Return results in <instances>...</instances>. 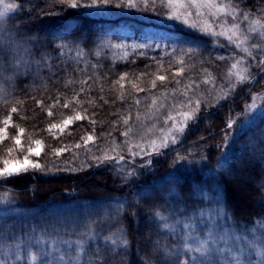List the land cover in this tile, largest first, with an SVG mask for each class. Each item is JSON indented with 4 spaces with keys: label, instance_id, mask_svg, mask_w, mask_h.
Returning <instances> with one entry per match:
<instances>
[{
    "label": "trees",
    "instance_id": "trees-1",
    "mask_svg": "<svg viewBox=\"0 0 264 264\" xmlns=\"http://www.w3.org/2000/svg\"><path fill=\"white\" fill-rule=\"evenodd\" d=\"M3 3H15L19 7L9 12L3 21H0V40L9 37L18 38L17 33L22 36L38 38L45 46L42 50L51 56L49 64L54 66L51 72L42 70L38 77L34 75L21 76L14 83L0 85L4 91L9 93V95L4 96L3 92H0V96L3 97L0 99V121L9 114L12 106L18 107V111L12 114V124L14 126L9 127L7 130L9 137L18 134L16 127L18 126L24 129L23 134L20 135L22 145H27L36 140L41 141L42 144V151L37 159L41 162L45 171H29L25 175L0 184V195L7 193L8 197L12 196V199L16 201L15 206H12V210L10 207H0V259L5 260V264H26L24 259L16 262L13 258L14 250L11 245L19 243V240H13L9 237L18 235L22 230L31 234V229L35 227L38 235L41 234L42 229L46 230V242H50L48 237L63 240V237L69 235V233L66 234V231L71 229L68 214L72 210L75 212L78 210L76 208L79 207L75 208L77 206H74L75 200L99 202L108 205L110 199L113 198L114 200L116 197H121L118 194L119 191L108 187L112 180L107 172L100 169L96 160L90 157L87 162L81 161L79 155L73 153V147L82 142V137L85 138L93 130L96 136L101 138H108V133H113L114 129L122 123L114 124L113 122L120 121L121 115H127L125 114L126 102L117 100L120 87L118 84L114 85V81H117L123 73H127L128 76L133 73H145L146 75L143 78L146 80L147 73L151 71L152 65L151 63L147 64L146 59L138 54L129 55L123 60L115 57L113 59V55L110 57V38L113 36V32L108 30V26L113 23L115 18H109L106 14H104L105 16L101 14L90 17L79 16L76 10L58 4L57 0H3ZM233 3L238 4L242 10L264 12V0H233ZM88 11L94 12L91 9ZM65 18L73 24H78L85 33V37L77 39L74 44H70L71 51L64 50L61 54L54 51L55 46L62 41H71L72 39V37L65 35L67 22ZM186 34H189L195 42L200 44H202L201 41H207V38L200 35L190 32ZM101 41L104 42L105 46H101ZM76 45L83 49L82 56H77ZM97 52H99V55L96 54ZM92 54L95 55L93 58L97 63L94 64L96 67L93 71L85 72L82 69V72H73L75 66H79L82 59L87 55L93 56ZM65 68H67L68 75H71L74 81L92 77L88 81L92 85L89 95H81L80 97L81 100L85 101L84 104L82 106L73 105L81 113H84V110L87 109L88 119L75 121L63 133L53 134L46 130L48 126L71 116L69 113L72 109L57 106L52 109L54 115L49 117L46 111L41 110L36 105L35 101H44L46 109L56 100L58 94L61 96L60 104L62 105L64 97L71 98L74 90H79L81 87L79 83L65 86L67 79ZM252 71L259 72L260 68L252 69ZM52 73H55V75ZM128 76L127 80L123 81L124 84L128 81ZM96 77L100 78L99 87L96 85ZM254 85L251 92L257 89L258 86L260 87L261 83ZM100 87H103V92L100 91ZM101 95L108 103L105 104L100 99ZM89 98L96 101L95 106L87 103ZM236 98L215 110L209 123L206 124L207 128L202 125V128L200 127L197 132L191 130L187 138L179 144L186 147L194 145L186 157H194L199 159L200 162H214V156L219 151L217 144L228 129L225 119L229 114L230 105H235L236 109L242 110V112L246 111L244 106L248 96L241 99ZM17 101H22V103L17 105ZM91 120L96 121L95 125L90 122ZM257 121L259 123L256 128L252 125L250 128H246L244 134L237 137L239 148L233 149L230 153L233 164L232 169L241 170V177L238 179L231 174H223L219 171L215 175V187H218L216 192H218L219 200L224 205L227 215L235 221L248 224L264 217V201L258 200L260 197L264 198V115L261 114ZM0 127H3L2 123H0ZM13 144L10 138L0 143L1 162L8 158L10 153H7L6 149L13 147ZM56 148H67L69 150L56 157L53 152V149ZM23 150L24 148H20L18 153H22ZM158 159L160 160V168L146 176L145 184L148 188L151 186L149 184L151 183V176L159 179L165 177L161 167L166 165V158L160 156ZM195 171H193L194 173H184L183 176L179 177L180 181L183 180V182L181 181L183 186L201 181L202 174L197 170ZM157 174L158 176H156ZM243 175L250 176L251 180L256 183L262 181V187L251 186L247 192L249 202L240 200L239 206L236 202L235 193L244 186L242 181L246 179L243 178ZM179 180L176 181L180 186ZM158 183L160 184H157L158 186L156 185L153 188L154 190L145 192L141 201H139V205L145 206L146 203L152 200L160 202L156 199L157 195L161 194L159 191L162 187L159 185H164L166 180L162 179ZM137 185L134 184L132 187L135 188ZM122 205L123 211H117L120 221H118V231L116 233L122 232L125 234L126 239L129 241L128 247L113 246L111 242L105 241L103 238H97L92 243V247L88 249L87 255L81 252V264L90 260L96 251L103 254L104 260L93 261V264H155L154 261H151V257L149 258L147 248L143 244L145 242V245L157 247V244L165 246V242H156L148 238L149 240L146 239L142 244L137 238L142 229L155 232V227L158 226L154 221V217L143 222H137L136 217L141 213L140 208L134 203H130V201L126 202V200ZM151 214L149 213L148 216ZM109 222L112 221L103 223L101 233L110 228L108 226ZM159 237L162 239L161 235ZM159 237L154 239H159ZM61 247L65 246L61 245ZM5 252H7V256H5ZM70 254L73 256L77 254L75 248ZM156 256H158V251ZM33 264H39V260ZM169 264H172V262L169 261Z\"/></svg>",
    "mask_w": 264,
    "mask_h": 264
},
{
    "label": "snow or ice",
    "instance_id": "snow-or-ice-1",
    "mask_svg": "<svg viewBox=\"0 0 264 264\" xmlns=\"http://www.w3.org/2000/svg\"><path fill=\"white\" fill-rule=\"evenodd\" d=\"M57 3L76 10L77 15L83 17H90L97 14L102 15L108 7L138 9L142 5L144 10L151 7L153 11L159 7L166 10L164 16L169 20L180 22L182 25L196 30L201 34L224 38L229 46H234L246 55L240 57L232 55L231 59L233 62L223 74V80L226 82V86L219 89L223 95H218L216 97L217 100H224L226 97H229L236 91L238 86H242L245 82L256 80V77L252 76V73L249 71L250 65L248 64L247 58L250 57L253 62L257 63V66L261 68V74L264 75V18H251L250 11H243L238 4L233 3V0H118L117 3H113V0H57ZM0 5H2L0 7V21H3L9 12L19 7L15 3H3V0H0ZM90 9L100 11H88ZM228 18H230L231 22H229ZM65 19L67 21V18ZM217 20H220V22L217 23ZM65 35L72 37L71 41H62L55 46L54 51H58L61 54L64 50L71 51L70 44H74L77 39L85 37L82 28L78 24H73L70 21L66 22ZM17 37L0 40V85L3 83H14L21 76L27 77L34 75L38 77L44 69H48L51 72V65L49 64L51 56L42 50L45 46L40 40L32 36H22L20 33H17ZM250 41H252L250 47L245 46ZM101 46H105L103 41H101ZM111 47L121 48L124 46L116 44L111 45ZM133 47L145 48L149 46L139 44L133 45ZM76 48L77 56H82L83 49L79 48V45H76ZM192 51L194 49H188L184 52V55H188ZM96 54L99 55V52ZM124 58H127V53L124 54ZM217 59L226 60L229 57L221 56L217 57ZM176 63L180 67L175 69L172 80L177 85H180L181 80L178 77L183 76L188 68L192 66L184 65L183 56L179 57ZM92 67L95 68L96 65ZM162 69L163 65L161 64L157 72ZM64 71L67 76L65 86L79 83L81 85L79 90H74L71 98L64 97L62 105L60 104V94L57 95L56 100L46 109L44 107V101H35L36 105L41 110L46 111L49 117L54 115L52 109L57 106H61L64 109H72L74 113L59 123L50 124L46 129L49 133H52L54 129H58L60 133H63L75 121L88 119L87 109L84 110V113H81L73 105L82 106L84 104L85 101L81 100L80 97L81 95H89L92 85L88 81L92 77H85L83 80L74 81L71 75H68L67 68ZM77 71L82 72L83 70L73 69V72ZM205 73L206 75L202 81L190 80L184 85L183 89H168L164 87L159 95L150 94L148 97H145V99H151V103L148 105L146 113L143 115L140 112L136 113L135 118L137 124L142 130L139 133L140 139L135 142H133L132 136L137 131V128L129 126L130 120L132 119L131 113L121 115L120 121L113 122L114 124L122 122L126 126L125 131L121 135L126 138L123 143L126 145V151L129 156L137 157L144 155L151 157L156 154H163V150L179 142L191 124L199 119V113L202 111L201 99L199 97L193 98L196 90L201 84H215V77L211 73H208L207 70H205ZM52 74L55 75V73ZM93 75L95 76V73ZM144 75L146 74L141 73L137 77V80H141ZM154 75L155 78L151 80L150 89L148 90L150 93L151 90L157 88L158 81L160 85H164L167 79L165 75ZM127 76V73H123L117 81H114V85L118 84L121 89L120 94L117 96V100L119 101L125 99V84L123 81L126 80ZM99 81L100 78L96 77V85L98 87ZM131 87L136 93L146 91V89L139 87L138 83H131ZM100 91H104L103 87H100ZM0 92H3L4 96L9 95L2 87H0ZM190 92L193 95H189ZM259 95L258 93L251 95V102L244 106L246 111L258 110L264 115V103L258 104L257 102ZM2 98L0 96V99ZM100 99L105 104L108 103L102 95ZM261 100L264 101V97H261ZM21 103L22 101H17V105ZM87 103L95 106L96 101L89 98ZM140 104L141 100L139 98L133 99V105L138 106ZM17 111L18 107L12 106L9 114L0 121L3 124V127H0V143L9 138L14 142V147L6 149L7 153L20 150L22 145L19 137L24 132L23 128L16 126L18 134L11 137H9L7 131L9 127L14 126L12 124V114ZM144 119L150 121L162 120L164 127L157 128L155 122L151 126L145 127L143 126ZM90 122L93 125L96 123L95 120H91ZM235 123L234 119L229 118L226 127L230 129ZM154 130L160 133L158 137L150 140L144 138ZM108 135L110 136L111 133H108ZM82 140L84 145H88L89 142H95V131L93 130V133L87 134L86 138L82 137ZM33 143L36 147L29 146L27 148V155L24 156L23 162L14 161L10 163L8 159L2 161L3 166L0 167V184L7 183L14 178L25 175L29 171H45L41 163L29 158L31 156L39 157L41 154V141L36 140ZM75 147L80 148L81 145L77 143ZM119 148H121V145L116 143L113 138L111 146L105 148L101 156L94 155L92 159L96 160L97 164H107L117 160L122 162L125 160V156L117 153V149ZM68 150L67 148H56L53 149V152L56 157H59L62 152ZM146 163L150 164L151 160L149 159ZM173 163L175 164L176 161ZM127 175H135V172L129 171ZM4 200H10L7 193L0 195V202ZM217 203H219V197H217ZM117 211L122 212L123 205ZM176 211L180 216L184 217L183 220L176 213H171L168 216H165L160 211L154 213V217L160 222V226L168 230L171 235L176 236V244L172 248L157 244L158 264H169V261H172V264H264V217L255 220L251 227L244 226L235 228L229 225L228 221L231 218L223 208H218L211 214H206L201 210L194 216H186L184 211L180 209ZM258 232L259 235H257ZM46 235L47 232L44 229L41 230V234H36L35 227H33L31 234L22 230L18 235L9 237L13 240H19V243L11 245L14 249L13 255L15 259H21V244H25L27 252L25 258L30 257L32 261L39 260V264H81L82 257L80 253L83 252L87 255L88 249L92 247V243L95 242L97 237V233L92 225H89L75 240H56L48 237V241L50 242H46ZM113 236L114 238L105 237L104 239L110 240L113 246H120L121 248L128 247L129 241L126 239L125 234L121 232L119 235H116L114 233ZM61 245L65 247L62 248ZM33 247L37 249L35 253L31 250ZM73 248H75L77 253L75 256L70 254ZM253 255H255L256 260L252 259ZM5 256H7V252H5ZM103 260V254L96 251L90 260L84 261V264H93V261ZM0 264H5V260L0 259Z\"/></svg>",
    "mask_w": 264,
    "mask_h": 264
},
{
    "label": "rangeland",
    "instance_id": "rangeland-1",
    "mask_svg": "<svg viewBox=\"0 0 264 264\" xmlns=\"http://www.w3.org/2000/svg\"><path fill=\"white\" fill-rule=\"evenodd\" d=\"M117 2L118 0H113V3ZM91 10L94 12L100 11L97 9ZM165 12V9L159 7L155 11H153L151 7H149L147 10H144L143 6L141 5L138 9H118L115 7H108L102 14V16H105L104 14H106L109 16V18H115L113 23L108 26V30L113 32V36L110 38L111 45L120 44L124 46L121 48L110 46V57L113 55L112 58L115 57L123 60L125 59V53H127V57L134 54L141 55L142 53L141 57L146 59L147 64L151 63L152 65L151 71L147 73L146 80L144 78L137 80V77L140 76L141 73H133L132 75L128 76V81L125 82V99L123 100V102H126L125 114L128 115L131 113L132 119L130 120L129 126L137 128V131L132 136L133 142L140 139L139 133L142 130L137 124L135 118L136 113L140 112L143 115L147 112L148 105L151 103V99H145V97H148L150 94L159 95L164 87H167L168 89H183L184 85L190 80L202 81L206 75L205 70L215 77V84H201L196 90L195 96L193 98L199 97L202 103V111L199 113V119L191 124L186 134L179 140L177 144L170 145L168 149L163 150V154H156L151 157L144 155L137 157L129 156L126 151V145L123 143L126 138L121 135V133L125 131V125L123 126V123L119 124L118 127L114 129L113 133L110 136L108 135V138L97 137L95 133V142H89L88 145H84L82 141L79 143L81 145L80 148H76L75 146L73 147V153L75 155H79L78 157L81 159V161L87 162L89 158L93 157L94 155L101 156L102 151L105 148H109L111 146V142L114 138L116 143L121 145V148L117 149V153L124 155L125 160L122 162L117 160L111 161L107 164H98L100 169L102 171L104 170V172H107L108 176L112 180L108 187L119 191L118 194L121 195V197H114V200L113 198L110 199L108 205L99 202L96 203L75 200L74 206L77 205L75 208L78 206L79 207L76 208L78 210L75 212L72 210L68 214V220L71 223V229L66 231V234L68 235L69 233V235L68 237H63V240L77 239L78 236L83 233L89 225L94 227L97 233L96 239H104L105 237L114 238V233L119 235L120 233H116L118 231L117 224L118 221H120L118 218L117 209L125 202V200L126 202L130 201V203H134L138 208H140L141 213L136 217L137 222H143L147 219H151L154 217V213L156 211L162 212L165 216H168L171 213H176V215L179 216L181 220H183L184 217L180 216V214L176 211L177 209L183 210L186 216L197 215L201 210H203L206 214H211L218 208L224 209V205H222L220 200L219 203H217V197H219L218 192H216V190L218 191V187H215V175L217 172L219 171L223 174H231L233 177L238 179L241 177V170L232 169L233 164L230 159V153L233 149L239 148L237 137L244 134L243 132L246 130V128L248 129V127L250 128L252 125H254L255 128L258 126L259 122L257 120L261 116V111L252 110L242 112V110H237L235 105H230L229 114H227L225 121L227 123V120L232 118L236 123L232 128H228L226 130L223 137L221 138V141L218 142L217 145L219 151L214 156V162H200L199 159H195L194 157H186L190 152L189 150L193 148L194 145L186 147L183 145L180 146L179 144L187 138V135L191 132V130L197 132L202 125L206 126L205 128H207L206 124L209 123L211 115L215 112V110L221 105L232 102L236 97L241 99L244 96H248L246 100V104H248L251 102V95L253 93H258L260 94L257 97L258 104L264 103V101L261 100V97H264V77L262 78L263 75L261 74V68L258 67L257 63L253 62L250 57L247 58L248 64L250 65L249 71L252 73V76L256 77V80L252 82H245L242 86H238L236 91L229 97H226L224 100H217L216 97L218 95H223L219 89L226 86V82L223 80V74L233 62L231 59L232 55L240 57L245 56L246 54L241 50L236 49L234 46H229L228 42L224 38L201 34L196 30H192L182 25L180 22L167 19L164 16ZM250 15L251 18H264V12L258 13L250 11ZM228 20L231 22L230 18H228ZM216 22L219 23L220 20H217ZM187 32L205 37L207 38V41H201L202 44L195 42L189 34H186ZM251 43L252 41H250L249 44L245 46L250 47ZM139 44L148 45L149 47H133V45ZM157 45H159V47H157ZM188 49H194V51L188 55H184V52ZM181 56L184 58V65H191L192 67L188 68L183 76L178 77V79L181 80V84L177 85L175 81L172 80V75L175 69L180 67L176 61ZM221 56L229 57V59H217V57ZM93 57H95V55H87V57L81 60L79 66H75V69H84L85 72L93 71L94 68L92 66L97 64ZM257 59L259 58L257 57ZM161 64L163 65V69L157 72L158 67ZM147 67H149V65H147ZM256 68H260V71L253 72L252 69ZM51 69H54V66H51ZM43 71L48 72L49 70L44 69ZM154 74L165 75L167 79L164 85H160L158 81L157 88L151 90L150 93L148 90L150 89L151 80L155 78ZM259 82L261 83V86L257 87L258 90L255 89L256 91L254 90L251 92L253 89L252 87L255 86L254 84ZM131 83H138V86L146 89V91L136 93L132 89ZM209 89H211V91H209ZM118 91H121V89L119 88ZM189 95H193V93L190 92ZM134 98H139L141 100V104L138 106L133 105ZM75 109L79 111L77 107ZM73 114V111L69 113L71 116ZM154 122L157 124V128L164 127L162 120L150 121L148 119L143 120V126L149 127ZM59 132L60 131L58 129H54L52 131L53 134H57ZM159 135L160 133L154 130L144 138L150 140L154 137H158ZM33 142L34 141H31L27 145H21V148H24L22 153H18V150H14L8 155V158L6 159H8L10 163L14 161L23 162L24 156L27 155V148L29 146L33 148L36 147ZM160 156L166 158V165L161 167L165 177L159 179L155 176H151V183H149L151 186L148 188L145 184L146 176L152 173L154 170H158V168H160V160L158 159ZM29 158L41 163L37 159L38 157L31 156ZM149 159L151 160V163L147 164L146 161ZM174 161H176L175 164L173 163ZM2 166L3 164L1 162L0 167ZM194 169L201 173L203 178H201L200 182H192V184L190 183L189 185L183 186V180H181V182L179 177L183 176L184 173L195 171ZM129 171H134L135 175L128 176L127 173ZM178 174H180V176H178ZM156 176H158V174ZM243 178L246 179L245 181H242L244 186L241 187L236 193L234 192L238 205L240 200L249 202V194L247 192L251 186H259V188L262 187V181H258L256 183L251 180L250 176L248 177V175H243ZM162 179L166 180V183L164 185H159L162 187L161 191H159L161 194L157 195L156 197V199H158L160 202L152 200L151 202L146 203L145 206L139 205V201H141L145 192H151L154 190L153 188H155L157 184H160L158 182ZM176 180L180 181V186ZM134 184L138 185L134 188L132 187ZM12 198L13 197L10 196V200H4L3 202H0V207H10L12 210V206H15L16 203V201H14ZM258 200L264 201V198L260 197ZM149 213L152 214L148 216ZM108 221H112L109 222L110 224L108 225L110 228L107 230L105 229V232L101 233L103 223H107ZM154 221L158 226L155 227V232L149 229H142L137 236L139 241H141L143 244L146 239L151 238L156 242H165V245L168 248L174 247L176 244V236L171 235L168 230L162 228L160 226V222L157 221L155 217ZM228 223L230 226L235 228H241L244 226L251 227L254 224L238 222L233 219L228 221ZM160 235L162 236V239H160ZM249 235L251 234L249 233ZM257 235H259V232ZM158 237L159 239H154ZM105 241L111 242L110 240ZM143 246L147 248V254H149V258L151 257V261H154L155 264H158V256H156L158 251L157 247L154 245H145V242ZM31 250L34 253L37 251L35 247H33ZM20 255L21 259H24L26 264H33L35 262L32 261L30 257L25 258L27 252L26 245L24 244H21ZM13 258H15V256ZM21 259L15 260L18 262L21 261ZM181 259H183V257H181ZM252 259L256 260L255 255H253Z\"/></svg>",
    "mask_w": 264,
    "mask_h": 264
}]
</instances>
